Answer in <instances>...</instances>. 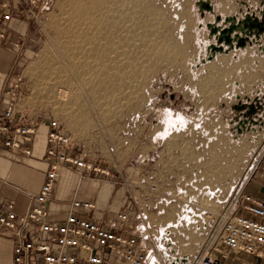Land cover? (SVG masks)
Here are the masks:
<instances>
[{
	"label": "built area",
	"instance_id": "2783aa9c",
	"mask_svg": "<svg viewBox=\"0 0 264 264\" xmlns=\"http://www.w3.org/2000/svg\"><path fill=\"white\" fill-rule=\"evenodd\" d=\"M50 2L0 0V40L10 38L13 21H38ZM9 40L16 58L22 57L27 36L13 35ZM21 76L8 78L0 96V144L31 156L38 128L46 126L48 166L26 212H17L14 200L0 198V233L13 240L14 264H159L163 258L173 264H264V199L249 190L264 159V135L251 132L256 140L251 158L230 187L228 182L206 179L200 166L182 179L177 160L183 152H174L177 158H170L160 151L164 157L158 153L152 163L156 144L135 164L105 163L93 159L59 117L31 118L24 112L19 97ZM190 142L185 139L181 148L188 149ZM63 166L75 170L80 179L99 177L126 188L114 226L94 220L95 202L78 198L71 200L64 220H50L48 205ZM167 210L174 218L165 223L162 216ZM176 227L186 245L194 235V251L181 249ZM175 246L178 255L171 253Z\"/></svg>",
	"mask_w": 264,
	"mask_h": 264
},
{
	"label": "crops",
	"instance_id": "0c3cea01",
	"mask_svg": "<svg viewBox=\"0 0 264 264\" xmlns=\"http://www.w3.org/2000/svg\"><path fill=\"white\" fill-rule=\"evenodd\" d=\"M229 1L231 4H240L242 1L244 5L215 15V21L228 25L221 27L217 33V42H213L215 38L212 36L213 32H210L209 52L203 62L204 77L198 78L197 75L195 82H186L187 94L176 96L181 100L178 101V106H173L174 110L167 114L166 119L171 121L170 126L158 121L156 137L152 139L153 143L161 147L158 153L162 157L164 154L160 151L167 153L166 149L170 144L173 152H183L177 160V174L184 180L195 166H200L206 179L232 184L242 175L244 167L241 164L240 168L236 165L234 170H228L223 158L224 155L228 156L227 151H224L227 149L224 137L234 142L243 140V136L252 131L264 135V46L260 45L264 32L261 35L257 30V37L252 39V43L239 37L238 30L247 28L252 32L255 28L252 23L257 18L249 14L255 9L248 10L250 6L247 5V0ZM256 21L262 22L260 19ZM249 23L250 26L247 27ZM10 25V38L0 40V96L5 81L8 78H16L23 69L30 51L26 42L23 56L17 59L15 52L10 49L9 39L13 35H26L31 23L17 19ZM232 25L236 27L228 31L231 41L222 40L223 31ZM213 43L223 46V49L214 51L211 46ZM47 130L46 126H39L32 143L31 156L11 152L0 144V198L14 200L15 209L19 213H24L30 208L44 181L48 166L44 159ZM185 139L191 142L188 149L183 150L181 143ZM206 144L209 147H206ZM234 150H238L237 147ZM238 158L236 154V160ZM209 165H219L221 169L206 170ZM249 190L254 196L264 199V159L254 173ZM126 194V188L122 186H115L99 177L80 179L75 170L63 166L48 205L49 218L52 221L64 220L70 210L71 200L78 198L95 202L96 207L91 212L94 220L101 225L114 226L117 212L123 205ZM173 216L174 213L167 210L162 220L165 223L171 222ZM13 244L10 236L0 233V264H14ZM159 248L156 244L157 251Z\"/></svg>",
	"mask_w": 264,
	"mask_h": 264
},
{
	"label": "rangeland",
	"instance_id": "374dc122",
	"mask_svg": "<svg viewBox=\"0 0 264 264\" xmlns=\"http://www.w3.org/2000/svg\"><path fill=\"white\" fill-rule=\"evenodd\" d=\"M103 1L112 2L113 0ZM140 1L143 0H136V3L135 0H127V2L123 3H127L124 6L129 8V10L135 9L138 11L142 9V5H139L141 4ZM148 1H150L151 4L153 3L152 9L154 11L150 15L149 13L147 14L148 19L143 21L145 25H141V27H145V32L148 33V36L146 35L148 39L146 37L144 40L134 39L137 41V44L133 42L135 45L133 49H136L139 56H141L142 68L139 70L138 75H136L137 77H129L128 79L126 84V86H128L125 90L131 93L125 91V96L122 97L119 94V99H114V102L107 105V107L103 106V108H100L99 106H95L93 100L90 101L91 93L86 90L85 93L90 101H88V103L91 104L90 106L92 108H89L84 115L77 113V111H75L77 108L75 107L70 111H66L62 109L64 108L62 103L60 104L49 98V96H47L48 92L45 86H43L44 84L40 77L47 73L46 68L49 63L53 60L62 58L68 48L73 46L74 37L67 31V27L63 26L65 19L70 16L69 0H51L50 4L42 11L39 20L30 22L31 27L26 34V42L29 45L30 51L29 56L22 66L23 69L20 72L22 75V82L19 89L20 103L24 108V112L28 113V116L31 118L43 116L59 117L63 121L65 127L81 140V143L87 149L90 156L97 161L105 163L117 162L118 164H135L140 159L146 157V153H148L155 144L152 139L156 137L155 131L158 121H162L164 124L167 123L170 126L171 121L166 119V117H168L167 114L174 110L173 106H178V101L181 100V98L176 96H179V94H181V96L187 94L185 89L186 82H195V77H197V75L198 78L204 77L203 62L209 52L210 32H213L212 36L215 38L213 42H217V33H219L221 27L228 25L222 21H215V15H219L223 13V11H229L232 7L238 8L239 5H244L242 1H239L240 4L237 2L231 4L229 0ZM83 2H89V0H84ZM246 3L250 6L248 10L255 9H253L254 11H250L252 13L249 14H252L254 18L256 17V20L260 19L262 21L258 22L255 20V22L252 23V26L255 27L252 32L247 28L238 30L239 37H243L245 41H249V43L251 41L252 43V39L257 37V33H261L262 35V32H264V0H247ZM66 5L68 7H66ZM119 5L115 10L117 15L119 12L118 8L119 10L125 8L123 5ZM258 14L259 16L257 17L256 15ZM59 16L60 19H58ZM84 22L86 21L84 20ZM125 23L127 25H135L136 17L131 15L130 20H125ZM85 25L84 23L83 26ZM146 25L151 28H157V30L155 32L153 30L147 31L148 27ZM249 26L250 23L247 27ZM159 30L160 32L163 31V33H160ZM151 33L156 37L154 38ZM158 35H160V37ZM166 35H168L167 38H165ZM261 37V41L263 42L260 45L264 46V37ZM169 39L171 40L169 41ZM158 40L160 41V46L158 48L153 47L154 41ZM163 41L164 43H162ZM148 43L150 44L148 45ZM172 43L174 44L172 45ZM134 45L132 47H134ZM170 46L172 50H167L166 47L169 49ZM129 48L131 49V45ZM12 51L15 52L14 50ZM179 51L184 53V55L181 56L180 54L182 53H179ZM44 64L46 65L44 66ZM125 93L123 92L122 94ZM77 116L79 117L77 118ZM78 124L80 126H78ZM250 134L251 132L243 136V140L238 139L234 142L224 137L227 141V149L224 151H227L228 156L224 155L223 158L226 161L228 170H234L237 168L236 165L240 168L241 164L245 170L251 158L254 144H256V140H254L253 135ZM196 136L201 137L198 134H196ZM236 147L238 150H234ZM160 148L159 146L153 148L151 154L152 163L158 158V151ZM166 152L167 157L171 158V155H173L177 158L176 154L173 152L172 144L168 146ZM236 154L239 157L238 160H236ZM240 155L243 157V162H241ZM215 163L216 161H214V164ZM169 169H173V167ZM169 169L167 171L172 172V170L169 171ZM207 169L219 170L221 168L219 165H209L206 170ZM230 185L231 184H228L229 187ZM174 230L177 232L176 238H178V243H181V249L183 247L186 250L194 251V242L196 240L194 235L190 237L192 240L191 243L186 245L184 244L185 238L182 236L181 230L178 227L174 228ZM189 231L191 230H187V232ZM178 252L179 248L176 247L171 253H173V255H178ZM159 264H173V262L163 258Z\"/></svg>",
	"mask_w": 264,
	"mask_h": 264
},
{
	"label": "bare ground",
	"instance_id": "6f19581e",
	"mask_svg": "<svg viewBox=\"0 0 264 264\" xmlns=\"http://www.w3.org/2000/svg\"><path fill=\"white\" fill-rule=\"evenodd\" d=\"M83 1L69 0L70 16H68L65 19V22H63V26H66L67 31L71 34V36L74 37L72 43L73 46L68 48L62 58L59 57V60H53L51 63H49L46 68L47 73H41L43 75L40 76L42 83L44 84L43 86H45V89L48 92L47 96H49V98L60 104L62 103L64 106L62 109L66 111H70L73 107L77 108L75 111L81 115H84V113L88 111L89 108H92L90 106L91 104L88 103L89 97L85 93L86 90L91 93L90 101L93 100L95 106H99L100 108H103V106L107 107V105L114 102V99H119V94L122 97L126 95L125 91L128 90L125 89L128 86H126V84L129 77L131 78L138 75L139 70L142 68L140 59L141 56H139L136 49H133L135 48L133 42L137 44V41L134 39H145L148 33L145 32V27H141V25H145L143 21L148 19L147 14L149 13L150 15L154 11L152 9L153 3L151 4L148 0L140 1L141 4L139 5H142V9L138 11L135 9L129 10V8H126L124 5L127 3L123 2H127V0H113L112 2H104L103 0H89V2ZM119 4L123 5L125 8H121L120 10L118 8L119 12L117 15L115 10ZM66 7L68 6L66 5ZM131 15L136 17V23H134L135 25H127L125 23V20H130ZM154 18L155 17L153 16V19ZM58 19H60V16ZM84 20L86 22H84ZM83 22L86 24L85 26H83ZM149 27L147 31L153 30L155 32L157 30V28ZM161 32L163 33V31ZM160 35L158 36L160 37ZM152 36H154V38L156 37L155 35ZM167 36L168 35H166L165 38H167ZM170 40L171 39H169V41ZM162 43H164V41ZM149 44L150 43H148V45ZM159 44V40L154 41L153 47L158 48L160 46ZM173 44L174 43H172V45ZM130 45L131 49L129 48ZM133 45L134 47H132ZM166 49L172 50L171 46L169 49L166 47ZM180 52L181 51H179V53ZM180 55L183 56L184 53ZM45 65L46 64H44V66ZM123 92L125 94H122ZM78 117L79 116H77V118ZM79 124L78 126H80Z\"/></svg>",
	"mask_w": 264,
	"mask_h": 264
},
{
	"label": "water",
	"instance_id": "95a60500",
	"mask_svg": "<svg viewBox=\"0 0 264 264\" xmlns=\"http://www.w3.org/2000/svg\"><path fill=\"white\" fill-rule=\"evenodd\" d=\"M208 6H210V5H208ZM235 27H236L235 25H232V27H230V28L226 29L225 31H223V35L221 36V39L222 40H226L227 42H230L231 41V37H230V34H228V31H232L233 28H235ZM242 39L244 40V38H242ZM211 46H212V49L214 51L223 49V46H221L219 44L217 45V44L213 43V44H211Z\"/></svg>",
	"mask_w": 264,
	"mask_h": 264
}]
</instances>
